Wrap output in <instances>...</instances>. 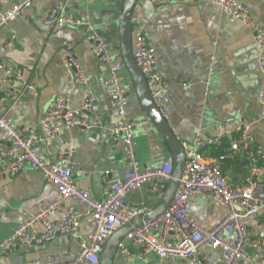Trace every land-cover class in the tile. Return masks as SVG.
<instances>
[{
	"label": "crops",
	"instance_id": "1",
	"mask_svg": "<svg viewBox=\"0 0 264 264\" xmlns=\"http://www.w3.org/2000/svg\"><path fill=\"white\" fill-rule=\"evenodd\" d=\"M17 1L20 0H0V12ZM58 1H63L66 15L89 17L110 52L120 59L118 26L116 22H107L102 15L104 9L112 7L113 1L97 0L88 4L84 0H32L29 8L0 28V61L8 60L20 68L22 76L33 84L36 94L28 90L17 101L0 97V116L9 119L21 133L41 136L39 119L57 96H65L72 109L85 107L82 114L88 119L98 115L100 128L61 130L54 138L44 139L37 151L47 159L56 160L62 149L72 146L74 152L68 160L73 182L89 189L95 198L102 199L108 180L120 176L127 168L122 143L114 140L110 133L119 118L109 105L105 92L108 65L94 58L84 29L47 28L43 25L45 13ZM240 1L248 7L251 21L264 29V0ZM137 33L142 34L154 49L155 69L167 84L160 103L162 114L183 144H190L195 133L213 135L218 126L238 120L235 110H239L244 120L261 117L251 128L256 144L264 153V102L257 97L261 74L254 63L258 49L253 33L242 22L232 20L228 12L207 2L136 0L132 11L133 37ZM11 36L14 38L8 49L6 43ZM67 45L83 69L81 84H71L64 74L62 51ZM118 77L130 97L126 117L145 120L132 130L140 166L172 165L170 148L143 112L128 73L121 69ZM206 79L207 87L204 85ZM189 82L191 87L186 88L184 84ZM86 93H90L91 100L86 99ZM225 142L231 147L221 157L211 155L212 147L202 153L210 162L220 166L229 183L240 186L249 172L246 159L233 141L227 138ZM7 147L8 143L0 137V152ZM261 166L264 176V157ZM58 198L55 184L41 173L22 169L10 176L4 172L0 161V243L30 214ZM159 198L142 187L130 192L127 199L130 205L148 211L157 205ZM68 205L79 207L65 201L57 212ZM187 209L204 228L213 226L226 214L225 208L207 194L191 197ZM51 218L56 219V216ZM244 220L250 237L259 240L260 249L264 250V206ZM90 232L87 219H83L76 233L59 234L36 247L16 245L0 250V264L70 261L78 243L86 241ZM234 238V235H224L229 242ZM128 248L135 256L130 258L117 252L113 264H185V260L178 257L160 259L151 254L140 257L142 252L138 246L129 244ZM244 251L248 258L254 257L251 246H245ZM203 256L204 264L220 262L219 249L206 248ZM237 264L253 263L240 258Z\"/></svg>",
	"mask_w": 264,
	"mask_h": 264
},
{
	"label": "built area",
	"instance_id": "2",
	"mask_svg": "<svg viewBox=\"0 0 264 264\" xmlns=\"http://www.w3.org/2000/svg\"><path fill=\"white\" fill-rule=\"evenodd\" d=\"M90 4L97 0H84ZM152 2H207L230 14L232 20L242 22L254 36V44L258 49L255 66L261 74V87L257 97L264 102V29L254 24L246 4L240 0H150ZM32 0L14 2L5 11L0 12V28L16 19L31 6ZM43 25L47 28L75 27L85 31V38L91 45L94 58L108 65V74L104 80L105 92L111 108L117 114L118 123L110 128L111 136L121 141L122 151L127 168L120 176L108 180V186L102 199L94 197L89 189L77 186L71 177V165L68 160L74 152L72 146L62 149L56 160L41 156L38 145L44 139L54 138L61 130L79 127L91 130L101 127V118L94 115L91 119L83 116L82 109H72L65 96L55 97L44 115L39 119V135H27L19 132L9 119L0 116V137L8 143L0 152V161L4 172L10 176L22 169L37 171L53 182L59 198L42 205L35 213L20 222L12 234L0 243V250L10 249L16 245L36 247L56 238L59 234L76 233L81 221L87 219L91 229L86 241L78 243L77 251L70 261H56L53 264H98L99 254L105 239L117 228L132 217L145 212L144 207L130 205V192L146 187L151 195L161 196L171 175V165L162 163L150 167H141L137 159L132 130L145 120H129L126 117V106L129 95L121 85L118 72L123 68L121 60L109 50L106 41L99 35L96 27L87 16L75 17L64 13L63 1L56 2L46 13ZM14 36L6 43L12 46ZM133 58L140 68L146 86L154 103L163 113L160 103L164 99L166 82L155 69L153 47L149 46L145 37L137 33L132 40ZM64 74L71 84L83 82V69L79 66L70 45L62 51ZM208 80L204 81L207 87ZM186 88L191 83H185ZM36 94L32 83L22 76V70L10 61H0V97H8L12 101L19 100L26 91ZM207 90H205V93ZM86 99L91 100L90 93ZM238 120L218 126L213 135L203 136L195 133L190 144H183L185 161L178 187L166 211L152 222L138 227L128 233L118 245V252L126 257L135 255L128 245L141 249L140 257L147 254L160 259L178 257L185 264H204L203 251L206 248L220 250L219 264H237L241 258L253 264H264V250L260 249L259 240L252 239L246 229L245 217L256 213L264 206V176L261 161L264 153L256 144L252 135V125L261 117L244 120L239 110ZM233 141L246 159L249 170L240 186L229 183L220 166L210 162L202 151L208 147H218L223 139ZM6 156V159L3 158ZM196 194H207L226 210L225 216L209 228L202 227L188 212L187 202ZM65 201L78 204L68 205L57 212ZM56 216V219H52ZM224 235H234L232 242L224 239ZM245 246L254 248V257L248 258Z\"/></svg>",
	"mask_w": 264,
	"mask_h": 264
},
{
	"label": "water",
	"instance_id": "3",
	"mask_svg": "<svg viewBox=\"0 0 264 264\" xmlns=\"http://www.w3.org/2000/svg\"><path fill=\"white\" fill-rule=\"evenodd\" d=\"M112 7L102 11L107 22H116L118 26L119 48L118 55L131 80L136 98L143 112L154 124L160 135L167 142L171 155V175L162 192L157 205L141 214L132 217L122 226L114 230L103 242L99 254L98 264H113L118 252V245L124 237L134 229L152 222L156 217L166 211L171 203L173 195L178 187L182 175L185 150L183 143L177 138L167 119L163 116L158 105L152 100L145 78L136 64L132 54V11L136 0H111ZM109 24V23H108Z\"/></svg>",
	"mask_w": 264,
	"mask_h": 264
},
{
	"label": "trees",
	"instance_id": "4",
	"mask_svg": "<svg viewBox=\"0 0 264 264\" xmlns=\"http://www.w3.org/2000/svg\"><path fill=\"white\" fill-rule=\"evenodd\" d=\"M230 147L231 146H228V144L225 142V139H223V143L220 146L211 148V155L221 157L222 155H224V151Z\"/></svg>",
	"mask_w": 264,
	"mask_h": 264
}]
</instances>
